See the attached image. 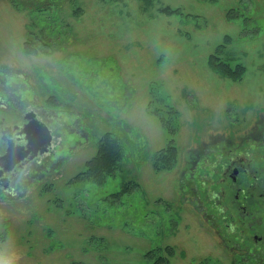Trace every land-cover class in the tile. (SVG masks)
Instances as JSON below:
<instances>
[{
    "label": "rangeland",
    "instance_id": "obj_1",
    "mask_svg": "<svg viewBox=\"0 0 264 264\" xmlns=\"http://www.w3.org/2000/svg\"><path fill=\"white\" fill-rule=\"evenodd\" d=\"M9 69L24 77L0 92L45 103L64 144L0 203V264H264L211 198L219 155L264 153V0H0V79ZM107 132L124 155L99 184L84 172ZM263 177L238 201L257 216Z\"/></svg>",
    "mask_w": 264,
    "mask_h": 264
},
{
    "label": "flooded vegetation",
    "instance_id": "obj_2",
    "mask_svg": "<svg viewBox=\"0 0 264 264\" xmlns=\"http://www.w3.org/2000/svg\"><path fill=\"white\" fill-rule=\"evenodd\" d=\"M7 72L4 73V78L0 79V91H4L2 87L8 81L12 86L15 80L19 81L21 75L22 78L24 77L20 73L14 80L12 70L9 69ZM10 94L9 90L0 92V203L20 200L31 182L46 175L49 173V168L53 169L58 162H61L59 157L62 156L64 144L63 125L59 124L57 118L50 117V119L45 116L43 110L45 103L40 106L27 96L20 95H18L19 100L16 101ZM13 94L17 95L16 92ZM46 131L49 132V142ZM60 134L62 137H59ZM219 156L221 161L219 176L216 179L219 191L211 197L214 198L215 203L218 201V204L223 205L222 214L218 219L225 221L226 227L232 228L236 236L250 237V242H256L257 244L254 245L264 253V235H262L264 207L259 205L262 214L257 216L251 214L247 196H244L246 204L239 205L238 202L240 193L257 195L261 187L259 180L264 175V153L260 156L247 154ZM249 173L250 177L255 179V184H252L251 188L249 182L239 179V176L244 177ZM227 180H229L228 185ZM234 191L238 194L229 197ZM254 229L261 234H254Z\"/></svg>",
    "mask_w": 264,
    "mask_h": 264
},
{
    "label": "trees",
    "instance_id": "obj_3",
    "mask_svg": "<svg viewBox=\"0 0 264 264\" xmlns=\"http://www.w3.org/2000/svg\"><path fill=\"white\" fill-rule=\"evenodd\" d=\"M166 9H168V7L165 8V10ZM43 39L46 40L48 38L45 36ZM215 56L216 55H212L210 58V68L233 81L242 78V74L246 70L245 68L242 69L241 65H236L234 69H232L230 66L224 63V59L218 58V60ZM54 97H56V95ZM175 152V146L169 144V147L164 148L159 152V160L155 162L154 166L157 168L159 167L160 169L170 168L173 164L172 156H175ZM123 155L121 142L112 134L108 132L105 133L98 142L96 155L86 162L87 169L84 172V175L89 180H93L99 184L102 183L106 177L114 174L116 170L120 168ZM160 162H162L163 165L160 166ZM127 184L130 185V182Z\"/></svg>",
    "mask_w": 264,
    "mask_h": 264
},
{
    "label": "water",
    "instance_id": "obj_4",
    "mask_svg": "<svg viewBox=\"0 0 264 264\" xmlns=\"http://www.w3.org/2000/svg\"><path fill=\"white\" fill-rule=\"evenodd\" d=\"M45 134H46V136H47V142H49V141H50V140H49V139H50L49 132L46 131Z\"/></svg>",
    "mask_w": 264,
    "mask_h": 264
}]
</instances>
